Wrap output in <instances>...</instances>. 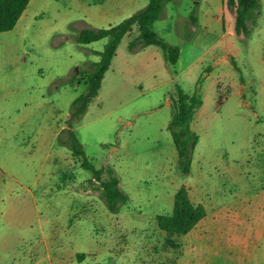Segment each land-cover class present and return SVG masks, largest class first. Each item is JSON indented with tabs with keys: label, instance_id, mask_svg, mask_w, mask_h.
<instances>
[{
	"label": "rangeland",
	"instance_id": "rangeland-1",
	"mask_svg": "<svg viewBox=\"0 0 264 264\" xmlns=\"http://www.w3.org/2000/svg\"><path fill=\"white\" fill-rule=\"evenodd\" d=\"M259 1L249 32L238 34L229 0H170L155 29L182 49L176 77L161 46L129 48L136 27L123 37L99 95L74 126L90 161L120 177L129 201L118 211L59 134L109 40L80 44L77 35L116 25L149 0L30 1L17 25L0 33V264L251 263L249 248L232 246L264 208ZM176 82L203 99L187 173L168 128ZM182 184L207 215L175 236L179 248H168L156 218L172 213Z\"/></svg>",
	"mask_w": 264,
	"mask_h": 264
},
{
	"label": "trees",
	"instance_id": "trees-1",
	"mask_svg": "<svg viewBox=\"0 0 264 264\" xmlns=\"http://www.w3.org/2000/svg\"><path fill=\"white\" fill-rule=\"evenodd\" d=\"M31 0H0V33L12 30L27 9ZM170 0H149L147 6L116 25L108 28H85L77 35L80 44H88L108 38L103 50L96 51L100 60L90 71L85 73L86 90L76 97L72 103V110L67 126L59 134V140L65 142L73 152V156L81 161V165L88 169L92 178L102 186V198L108 208L118 211L122 204L129 201V195L121 185V179L111 165L97 168L85 153L83 142L78 137L74 126L76 121L86 112L90 103L99 95L106 72L117 54L118 47L126 34L137 28V34L129 43L131 50L158 45L164 49L168 63L174 67V77L178 74L175 69L181 54V48L167 42L155 29V22L159 20ZM231 7L236 10V31L238 34L249 32V21L260 7L259 0H229ZM196 21V17H193ZM176 99L173 103V115L169 123L174 144L178 152V164L183 173L191 171L193 154L200 136L192 128L196 111L202 106L203 99L199 93H188L176 82ZM103 173L107 174L103 178ZM207 209L202 203H195L190 189L182 184L174 196L172 213L159 214L157 223L166 233L165 245L168 248H179L180 244L175 236L189 233L205 216ZM83 257V253H80Z\"/></svg>",
	"mask_w": 264,
	"mask_h": 264
},
{
	"label": "crops",
	"instance_id": "crops-1",
	"mask_svg": "<svg viewBox=\"0 0 264 264\" xmlns=\"http://www.w3.org/2000/svg\"><path fill=\"white\" fill-rule=\"evenodd\" d=\"M209 51L210 48H206L199 56L192 60L188 66L193 65L195 62L201 61L202 58L209 53ZM178 75H180V73H178L177 76ZM263 199L264 196L262 197V200ZM261 211L262 210L254 214L252 220L247 226H245V234L242 236V238L237 239L236 242L234 241V245L232 246L235 249L237 248L240 250L249 248V258L251 260L250 264H264V208L263 211ZM237 253L238 250L235 252V254Z\"/></svg>",
	"mask_w": 264,
	"mask_h": 264
}]
</instances>
